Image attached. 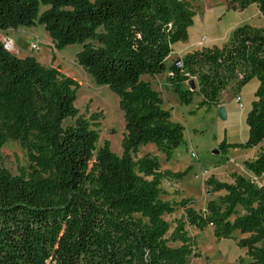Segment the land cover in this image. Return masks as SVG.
<instances>
[{"label":"trees","instance_id":"obj_1","mask_svg":"<svg viewBox=\"0 0 264 264\" xmlns=\"http://www.w3.org/2000/svg\"><path fill=\"white\" fill-rule=\"evenodd\" d=\"M231 1L240 8L254 3L264 16V0ZM195 14L193 0H0V32L40 24L56 50L81 44L77 64L118 96L124 118L122 154L108 140L97 147L102 113H79L80 83L59 66L7 51L0 40V149L16 141L28 157L16 175L0 165V264H183L198 255L186 224H211L218 239L245 234L237 244L248 264H264V185L235 172L232 183L208 177L209 192H225L196 208L192 197L160 196L162 179L180 180L184 173L162 170L154 156L137 157L139 146L150 142L170 158L183 142V126L142 78L166 70L179 102L199 95L198 107L207 111L219 105L230 82L240 90L256 79L247 139L223 138L218 148L264 142V26L238 25L221 46L193 49L180 57L181 67L166 66L173 44L187 40ZM191 78L195 90L186 83ZM244 165L261 177L264 145ZM177 206L182 214L171 228L164 214Z\"/></svg>","mask_w":264,"mask_h":264},{"label":"rangeland","instance_id":"obj_2","mask_svg":"<svg viewBox=\"0 0 264 264\" xmlns=\"http://www.w3.org/2000/svg\"><path fill=\"white\" fill-rule=\"evenodd\" d=\"M196 14L193 24L188 28V38L173 44L172 52L166 58V66L174 63L184 52L204 46H221L230 32L243 23L256 26H264V16L259 12L256 4H250L240 8L231 0H193ZM10 32L14 39L15 49L20 56L33 55L43 65L59 66L61 71L72 76L80 83L74 100L79 113L89 117L92 112L100 111L102 117L98 120L100 125L97 147L109 141L110 150L120 156L123 152L122 136L124 132V118L118 104V96L106 85H98L76 62V53L81 44L75 43L56 50L43 25L37 24L31 27L21 26ZM200 41H202L200 43ZM31 43H37L39 49L31 50ZM180 50V51H178ZM52 53L56 59L52 62ZM168 70L157 76L144 75L142 78L149 81L152 87L160 92L163 99L162 107L169 110L171 119L183 126V142L173 150L170 158L159 151L153 143L139 146L137 157L145 155L156 157L160 168L173 172L184 173L178 180L164 178L161 181L162 192L160 196L164 200H179L182 196L193 198L196 208H204L208 198H216L225 191L209 192L205 180L215 177L219 181L232 183V173L242 174L255 180L259 185H264V174L254 177L245 167L244 162L250 160L256 149L259 150L264 142L257 148L229 147L225 152L219 150L221 140L226 137L227 142H242L248 137V127L245 123V115L254 98V91L258 82L251 80L240 90L235 81L219 95V105L226 111V118L221 119L217 114V107L206 110L204 106L198 107L201 97L194 95L189 104H182L178 97L167 84ZM187 83V82H186ZM237 96L240 101H237ZM240 104L243 108H240ZM71 122V120H68ZM259 148V149H258ZM218 150L217 153L214 151ZM192 152L195 155H192ZM0 165L11 174H19L20 168H27L28 157L24 148L16 141H7L0 149ZM207 169L204 176L201 171ZM182 208L177 206L172 213L164 216L171 222V228L175 225V219L182 214ZM240 211L241 208L239 209ZM190 235L195 236L194 252L190 254L183 264H248L251 259L246 254V249L237 244V239L245 234L235 233V238H216L211 224L203 229L186 224ZM170 231L165 233L169 237ZM179 241H169L171 245H179Z\"/></svg>","mask_w":264,"mask_h":264},{"label":"built area","instance_id":"obj_3","mask_svg":"<svg viewBox=\"0 0 264 264\" xmlns=\"http://www.w3.org/2000/svg\"><path fill=\"white\" fill-rule=\"evenodd\" d=\"M0 40L2 41L4 49H6L7 51H10V52H15L14 41H13V39L11 37L3 35L0 32ZM200 42H202V41H200ZM30 47H31V50H33V51L34 50L37 51L39 49V46H38L37 43H31ZM237 101L238 102L240 101L239 97H237ZM240 108L241 109L243 108V106L241 104H240ZM192 155H195V153L192 152ZM207 173H208L207 169H204V170L201 171V175L202 176H204Z\"/></svg>","mask_w":264,"mask_h":264},{"label":"water","instance_id":"obj_4","mask_svg":"<svg viewBox=\"0 0 264 264\" xmlns=\"http://www.w3.org/2000/svg\"><path fill=\"white\" fill-rule=\"evenodd\" d=\"M174 66L177 67V68L181 67V59L180 58H178L174 62ZM187 84H188V86H189V88L191 90H195L196 89V82H195V80L193 78L189 79L187 81ZM217 114H218L219 118H221V119H225L226 118V111H225V108H224L223 105L220 104V105L217 106ZM214 152L217 153L218 150H215Z\"/></svg>","mask_w":264,"mask_h":264},{"label":"crops","instance_id":"obj_5","mask_svg":"<svg viewBox=\"0 0 264 264\" xmlns=\"http://www.w3.org/2000/svg\"><path fill=\"white\" fill-rule=\"evenodd\" d=\"M13 30H19V29H13ZM12 31V28H10V29H7V30H5V31H2L1 32V34H3V35H6V36H8V37H11L10 36V32ZM12 38V37H11ZM50 38V37H49ZM13 39V38H12ZM14 40V39H13ZM14 45H15V42H14ZM16 47V46H15ZM15 51H17L16 53H18V50H16L15 49ZM178 51H180V50H178ZM185 53H187V52H184L183 54H185ZM182 54V55H183ZM17 56H19V54H16ZM181 55V56H182ZM180 56V57H181ZM20 57H24V56H20ZM37 59V58H36ZM38 60V59H37ZM40 62V61H39ZM49 66V65H48ZM169 72V71H168ZM161 74H163V73H161ZM161 74H158V75H161ZM155 76H157V75H155ZM168 76H170V73H169V75ZM167 86L169 85V83H168V80H167V84H166ZM158 91V90H157ZM238 97V96H237ZM220 104L222 105V102H220ZM250 108V107H249ZM215 110H216V107H215ZM249 110V109H248ZM247 110V111H248ZM225 139H226V137H224ZM222 141V140H221ZM227 142V141H226ZM229 143V142H228ZM257 147H259V145L258 146H255L254 148H257ZM259 149V148H258ZM260 151V149L259 150H257L256 149V152L255 153H253V156L251 157V158H249L250 160H252V159H254L255 158V156L257 155V153Z\"/></svg>","mask_w":264,"mask_h":264},{"label":"bare ground","instance_id":"obj_6","mask_svg":"<svg viewBox=\"0 0 264 264\" xmlns=\"http://www.w3.org/2000/svg\"><path fill=\"white\" fill-rule=\"evenodd\" d=\"M201 43V42H200Z\"/></svg>","mask_w":264,"mask_h":264}]
</instances>
